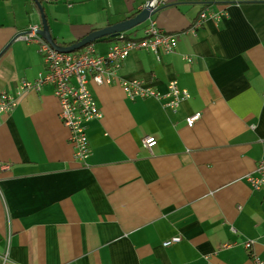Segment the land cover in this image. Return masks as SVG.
I'll return each mask as SVG.
<instances>
[{
    "label": "crops",
    "instance_id": "crops-1",
    "mask_svg": "<svg viewBox=\"0 0 264 264\" xmlns=\"http://www.w3.org/2000/svg\"><path fill=\"white\" fill-rule=\"evenodd\" d=\"M149 1L111 0L126 14L71 25L73 39L63 44L124 21ZM158 2L155 18L177 50L160 58L132 52L120 79L161 92L177 80L190 98L173 111L130 100L121 83L89 81L103 117L88 124L84 164L54 87L20 93L22 81L45 71L38 44L18 38L42 28L37 5L0 0V96L18 98L0 120V264H252L264 257V192L246 179L264 157V0ZM206 9L220 19L210 16L190 32ZM110 44L94 47L106 54ZM195 113L202 117L189 127ZM147 135L157 139L153 153L144 147ZM256 235L248 250L244 242ZM173 238L180 240L164 246Z\"/></svg>",
    "mask_w": 264,
    "mask_h": 264
},
{
    "label": "built area",
    "instance_id": "built-area-1",
    "mask_svg": "<svg viewBox=\"0 0 264 264\" xmlns=\"http://www.w3.org/2000/svg\"><path fill=\"white\" fill-rule=\"evenodd\" d=\"M44 2L63 3L69 9L76 4V0H44ZM160 6L161 4L156 0L155 10ZM210 16L215 20L220 19L219 15H210L206 9L199 13L191 25L190 32L196 33ZM40 29L39 26L31 27L29 31L18 37L27 42L37 43L45 62V71L34 82L22 81L20 93L32 89L40 90L45 85L54 87L55 96L60 104V119L70 131V141L74 147L75 158L81 163L86 164L91 154L88 124L103 117V112L88 86L89 81L92 80L97 85L121 83L124 93L130 100H150L173 111L179 109L184 101L190 98L189 91L181 88L177 80L169 81L166 84V91L161 92L142 81L122 83L120 79L122 66L132 52L147 50L160 58L162 53H172L177 50L174 36L160 25L155 15L151 16L141 29L137 27L114 37L106 54L98 53L94 44L71 53L59 52L38 33ZM184 58L188 62L192 61L190 57ZM17 104V97L8 93L2 94L0 96V120L5 114L14 110ZM201 117V113L190 115L186 119V124L193 127ZM143 144L148 151L153 153L157 139L152 135H147L143 139ZM246 179L252 189L264 192V157L260 159L255 172L248 174ZM258 238L256 235L246 240L244 246L248 250L251 249ZM179 240V238H173L166 241L164 246H170ZM235 245L236 243H226L222 247L232 249ZM252 262V264H264V257L255 255Z\"/></svg>",
    "mask_w": 264,
    "mask_h": 264
},
{
    "label": "rangeland",
    "instance_id": "rangeland-1",
    "mask_svg": "<svg viewBox=\"0 0 264 264\" xmlns=\"http://www.w3.org/2000/svg\"><path fill=\"white\" fill-rule=\"evenodd\" d=\"M43 7L51 31L58 37L56 42L63 46L65 45L63 44L64 40L69 42L73 39L71 25L85 23H90L93 26L100 25L102 24L101 13L102 16L108 15L112 21L115 18V15H112L113 12L122 13L123 16L128 11L121 8V2L114 6L111 0H81L73 9H69L62 3L44 2Z\"/></svg>",
    "mask_w": 264,
    "mask_h": 264
},
{
    "label": "water",
    "instance_id": "water-1",
    "mask_svg": "<svg viewBox=\"0 0 264 264\" xmlns=\"http://www.w3.org/2000/svg\"><path fill=\"white\" fill-rule=\"evenodd\" d=\"M155 1L151 0L135 17L128 18L124 21L118 22L113 25H109L102 29H96L89 33L87 36L80 39L78 42L70 45L63 46L58 44L57 39L53 37L50 29V25L48 22L47 15L44 12L43 4L39 0H34L37 5L42 20V28L38 31V33L46 39L57 51L62 53H71L77 50H80L88 45H92L97 43L98 41L108 38V37H116L122 32L132 30L137 28L138 26L144 24L149 18L155 15L159 9L155 10Z\"/></svg>",
    "mask_w": 264,
    "mask_h": 264
},
{
    "label": "trees",
    "instance_id": "trees-1",
    "mask_svg": "<svg viewBox=\"0 0 264 264\" xmlns=\"http://www.w3.org/2000/svg\"><path fill=\"white\" fill-rule=\"evenodd\" d=\"M39 1H40L42 4L44 3V0H39ZM139 12H140V11L130 13V14L128 15L127 18H133V17H135ZM81 39H82V38H81ZM113 39H114V37H113V38H112V37H108V38L102 39V40H100V41H103V40H113ZM79 40H80V39H78V40H76V41H73V42H71V43H65V46H70V45H72V44L78 42ZM98 42H99V41H98Z\"/></svg>",
    "mask_w": 264,
    "mask_h": 264
}]
</instances>
